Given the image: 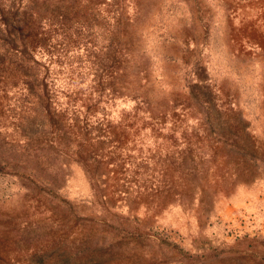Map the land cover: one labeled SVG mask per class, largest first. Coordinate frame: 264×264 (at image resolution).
<instances>
[{"label": "rangeland", "instance_id": "rangeland-1", "mask_svg": "<svg viewBox=\"0 0 264 264\" xmlns=\"http://www.w3.org/2000/svg\"><path fill=\"white\" fill-rule=\"evenodd\" d=\"M0 264H264V0H0Z\"/></svg>", "mask_w": 264, "mask_h": 264}]
</instances>
